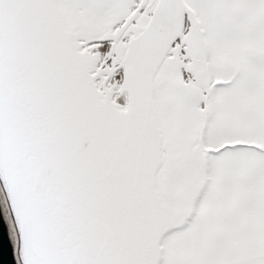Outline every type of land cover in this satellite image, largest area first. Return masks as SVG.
Wrapping results in <instances>:
<instances>
[{"label":"snow or ice","instance_id":"1","mask_svg":"<svg viewBox=\"0 0 264 264\" xmlns=\"http://www.w3.org/2000/svg\"><path fill=\"white\" fill-rule=\"evenodd\" d=\"M0 212L15 264H264V0H0Z\"/></svg>","mask_w":264,"mask_h":264},{"label":"water","instance_id":"2","mask_svg":"<svg viewBox=\"0 0 264 264\" xmlns=\"http://www.w3.org/2000/svg\"><path fill=\"white\" fill-rule=\"evenodd\" d=\"M0 264H15L2 212H0Z\"/></svg>","mask_w":264,"mask_h":264}]
</instances>
